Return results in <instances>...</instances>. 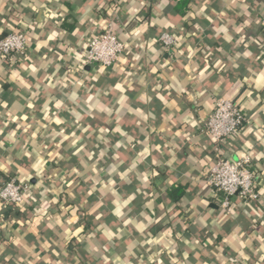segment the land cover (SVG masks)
<instances>
[{
  "label": "crops",
  "instance_id": "1",
  "mask_svg": "<svg viewBox=\"0 0 264 264\" xmlns=\"http://www.w3.org/2000/svg\"><path fill=\"white\" fill-rule=\"evenodd\" d=\"M263 16L264 0H0V39H28L0 55V186L31 187L0 201V264H264ZM112 22L118 63L86 65ZM218 99L247 119L219 146ZM246 153L259 200L224 211L205 177Z\"/></svg>",
  "mask_w": 264,
  "mask_h": 264
},
{
  "label": "built area",
  "instance_id": "2",
  "mask_svg": "<svg viewBox=\"0 0 264 264\" xmlns=\"http://www.w3.org/2000/svg\"><path fill=\"white\" fill-rule=\"evenodd\" d=\"M264 31V16L261 19ZM159 43L169 54L177 44V38L164 32L159 37ZM28 39L22 32L10 33L0 39V55H25ZM125 45L115 33L114 23H108L103 31L92 38L86 51V65H100L104 68L114 67ZM246 116L238 102L229 99H218L215 102L213 113L204 124V131L209 134L215 144L219 146L230 139L246 123ZM253 157L250 153L244 154L237 160L227 158L217 159L210 167L205 181L207 185L222 193L220 207L226 211L230 209L232 199L239 197L244 201H258L259 193L252 171ZM31 187L25 181L13 179L0 186V201L6 206L21 205Z\"/></svg>",
  "mask_w": 264,
  "mask_h": 264
},
{
  "label": "trees",
  "instance_id": "3",
  "mask_svg": "<svg viewBox=\"0 0 264 264\" xmlns=\"http://www.w3.org/2000/svg\"><path fill=\"white\" fill-rule=\"evenodd\" d=\"M184 4V3H183ZM183 4H182V6H183ZM181 6V7H182ZM4 38V37H3ZM2 39V38H1ZM24 55H12V56H10V57H23ZM28 194H30V191H29V193ZM28 194H27V196H28ZM185 195V191H184V189L183 188H178V189H175V190H173V191H171L170 193H169V198L170 199H172L175 203H179L180 202V200L183 198V196ZM233 200L234 199H232V203H233ZM21 205H25V202L23 203V204H21ZM14 206H20V205H14Z\"/></svg>",
  "mask_w": 264,
  "mask_h": 264
}]
</instances>
